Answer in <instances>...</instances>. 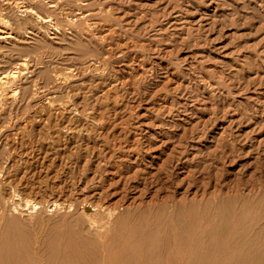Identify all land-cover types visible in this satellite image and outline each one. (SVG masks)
<instances>
[{"label":"rangeland","instance_id":"rangeland-1","mask_svg":"<svg viewBox=\"0 0 264 264\" xmlns=\"http://www.w3.org/2000/svg\"><path fill=\"white\" fill-rule=\"evenodd\" d=\"M1 27L0 264H264V0H0Z\"/></svg>","mask_w":264,"mask_h":264},{"label":"bare ground","instance_id":"bare-ground-1","mask_svg":"<svg viewBox=\"0 0 264 264\" xmlns=\"http://www.w3.org/2000/svg\"><path fill=\"white\" fill-rule=\"evenodd\" d=\"M4 2H5V1H4ZM7 3H9V2H7ZM10 3H11V2H10ZM12 8H13V7H12ZM25 9H26V8H25ZM83 15H84V14H83ZM7 20H8V19H7ZM55 25H56V24H55ZM10 26H11V25H10ZM13 27H14V26H13ZM5 29H6V28H5ZM5 29H3V27L0 28V37H4V35H5L6 31H7V30L5 31ZM56 29H57V28H56ZM110 29H111V28H110ZM10 30H11V29H10ZM44 31H45V30H44ZM10 32H11V31H10ZM7 35H8V34H7ZM10 35H11V34L9 33V36H10ZM9 36H8V37H9ZM34 42H35V41H34ZM128 48H129V47H128ZM84 53H85V52H84ZM86 55H87V54H86ZM97 60H98V59H97ZM90 64H91V63H90ZM92 64H94V63H92ZM92 64H91V66H92ZM101 64H102V63H101ZM69 67H70V66H69ZM90 68H91V67H90ZM95 68H96V67H95ZM9 69H10V68H9ZM16 69H17V68H16ZM91 69H92V68H91ZM143 69H144V68H143ZM59 70H60V69H59ZM81 70H82V69H81ZM71 72H72V71H71ZM8 73H9V71H8ZM75 73H76V72H75ZM6 74H7V73H6ZM6 74H5V75H6ZM9 75H10V74H9ZM88 75H89V74H88ZM91 75H92V74H91ZM7 76H8V74H7ZM3 77H4V76H3ZM67 77H68V76H67ZM89 77H90V76H89ZM7 78H8V77H7ZM10 78H11V77H10ZM87 78H88V77H87ZM92 78H93V77H92ZM1 80H2V77H1ZM9 80H10V79H9ZM88 82H89V81H88ZM74 83H75V82H74ZM3 84H4V83H3ZM22 85H23V84H22ZM89 85H90V84H89ZM95 85H96V84H95ZM95 85H94V86H95ZM56 86H57V85H56ZM100 87H101V86H100ZM80 89H81V88H80ZM11 95H12V94H11ZM76 95H77V94H76ZM91 95H92V94H91ZM18 97H19V96H18ZM25 97H26V96H25ZM87 101H88V100H87ZM9 107H10V106H9ZM101 110H102V109H101ZM145 114H146V113H145ZM70 118H71V117H70ZM102 119H103V118H102ZM79 120H80V119H79ZM103 120H104V119H103ZM77 121H78V120H77ZM86 121H87V120H86ZM92 121H93V120H92ZM84 122H85V121H84ZM146 123H147V122H146ZM81 127H82V126H81ZM81 127H80V128H81ZM100 129H101V128H100ZM5 131H6V130H5ZM101 131H102V130H101ZM76 145H77V144H76ZM103 159H104V158H103ZM100 160H101V159H100ZM92 167H93V166H92ZM65 203H66V202H65ZM1 204H2V203H1ZM1 204H0V207H1V206L4 207V206L1 205ZM9 205H10V204H9ZM50 206H51V205H50ZM23 207H24V206H23ZM53 207H54V206H53ZM0 209H1V208H0ZM23 209H24V208H23ZM50 209H51V208H50ZM52 209H53V208H52ZM1 210H2V209H1ZM24 210H25V209H24ZM6 211H7V210H6ZM19 211H20V210H19ZM58 211H59V210H58ZM9 212H10V211H9ZM33 213H34V212H33ZM60 213H61V212H60ZM4 214H5V212H4ZM4 216H5V215H4ZM4 216H3V217H4ZM15 216H16V215H15ZM15 216H14V217H15ZM27 216H28V215H27ZM61 216H62V215H61ZM5 217H6V216H5ZM5 217L3 218V220L5 219ZM10 217H12V216H10ZM15 218L17 219L18 217H15ZM15 218H13V219H15ZM13 219H12V220H13ZM28 219H29V218H28ZM70 219H71V218H70ZM3 220H2V221H3ZM19 220H20V219H19ZM22 220H23V219H22ZM22 220H21V221H22ZM37 221H38V220H37ZM49 221H50V220H49ZM10 222H11V221H10ZM19 222H20V221H19ZM2 223H3V222H2ZM5 223H6V222H5ZM38 223H39V222H38ZM10 224H11V223H10ZM24 224H25V223H24ZM63 225H64V224H63ZM6 226H7V225H6ZM19 226H20V225H19ZM26 226H27V225H25V227H26ZM15 227H16V226H15ZM17 227H18V224H17ZM17 227H16V228H17ZM25 227L22 228V229L25 230ZM2 228H3V227H2ZM20 228H21V227H19V230L21 231L22 229H20ZM26 228H27V227H26ZM5 231H6V230H5ZM7 231H8V230H7ZM11 231H12V230H11ZM11 231H10V232H11ZM22 231H23V230H22ZM28 231H29V230H28ZM3 232H4V230H3ZM15 232H16V231H15ZM6 233H7V232H6ZM8 233H9V232H8ZM26 233L29 234L27 231H26ZM13 234H14V233H13ZM20 234H21V233H20ZM14 235H15V234H14ZM12 236H13V235H12ZM16 236H18V235H16ZM19 236H20V235H19ZM27 236H28V235H27ZM27 236H25V237L22 236L21 238H23V237H24V238H27ZM0 237H1V236H0ZM15 238H16V237H15ZM15 238H14V239H15ZM21 238H20V239H21ZM84 238H85V237H84ZM11 239H13V237H12ZM17 239H18V238H17ZM17 239H15V241H18ZM75 239H76V238H75ZM82 239H83V238H82ZM2 240H3V239H2ZM2 240H1V242H2ZM8 240H10V239H8ZM8 240H7V241H8ZM21 240H22V242H21ZM21 240H20V242L23 243L24 240H23V239H21ZM26 240H27V239H26ZM38 240H39V239H38ZM10 241H12V240H10ZM91 241H92V240H91ZM24 243H25L26 245H27V244L29 245V243H27L26 241H25ZM24 243H23V244H24ZM4 244H5V243H4ZM10 244H12V246H13L14 243H10ZM23 244H19V245H22V247H25V246H23ZM25 244H24V245H25ZM6 245H7V244H6ZM17 245H18V244H17ZM3 246H5V245H3ZM9 246H11V245H9ZM29 246H30V245H29ZM0 247H1V245H0ZM2 248H3V247H2ZM11 248H12V247H8V246H6V249H4V252H2L1 256H4V255H5V256L13 257V256H14V253H15V251H16V249H15V251H14V250H11ZM15 248H16V247H15ZM29 248H30V247H28L27 251L30 250L29 253L31 254V248H30V249H29ZM0 249H1V248H0ZM12 249H14V247H13ZM18 249H19V248H18ZM22 249H23V248H22ZM2 251H3V250H2ZM27 251H26V252H27ZM17 253H18V250H17ZM27 253H28V252H27ZM29 253H28V254H29ZM224 253H225V252H224ZM257 254H258V253H257ZM19 255H20V253H19ZM97 255H98V254H97ZM15 256H16V254H15ZM21 256H22V253H21ZM24 256H25V255H24ZM31 256H32V254H31ZM101 256H102V255H101ZM19 257H20V256H19ZM27 257L29 258V256H27ZM27 257H26V259H27ZM103 257H104V256H103ZM8 258H9V257H8ZM34 258H35V257H34ZM36 258H37V257H36ZM11 259H13V258H11ZM15 259H16V258H15ZM4 260H6V259H4ZM4 260H3V261H4ZM8 260H9V259H8ZM28 260H29V259H28ZM3 261H2V262H3ZM14 261H15V260H14ZM18 261H19V260H18ZM26 261H27V260H26ZM8 263H9V262H8ZM10 263H11V262H10ZM27 263H28V262H27ZM33 263H34V262H33ZM33 263H32V264H33ZM37 263L39 264V262H37ZM13 264H18V262L15 261ZM19 264H23V263L20 261ZM72 264H73V263H72Z\"/></svg>","mask_w":264,"mask_h":264}]
</instances>
